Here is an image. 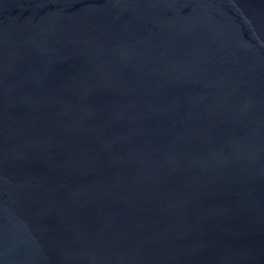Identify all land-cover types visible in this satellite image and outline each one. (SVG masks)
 Instances as JSON below:
<instances>
[{
  "label": "water",
  "instance_id": "1",
  "mask_svg": "<svg viewBox=\"0 0 264 264\" xmlns=\"http://www.w3.org/2000/svg\"><path fill=\"white\" fill-rule=\"evenodd\" d=\"M0 264H264V0H0Z\"/></svg>",
  "mask_w": 264,
  "mask_h": 264
}]
</instances>
